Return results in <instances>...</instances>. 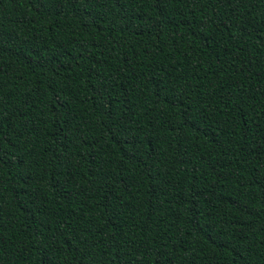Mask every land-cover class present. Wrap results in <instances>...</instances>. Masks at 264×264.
<instances>
[{"label":"trees","instance_id":"obj_1","mask_svg":"<svg viewBox=\"0 0 264 264\" xmlns=\"http://www.w3.org/2000/svg\"><path fill=\"white\" fill-rule=\"evenodd\" d=\"M0 264H264V0H0Z\"/></svg>","mask_w":264,"mask_h":264}]
</instances>
